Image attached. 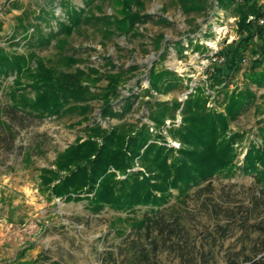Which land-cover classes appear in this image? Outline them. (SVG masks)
I'll list each match as a JSON object with an SVG mask.
<instances>
[{
	"label": "rangeland",
	"instance_id": "obj_1",
	"mask_svg": "<svg viewBox=\"0 0 264 264\" xmlns=\"http://www.w3.org/2000/svg\"><path fill=\"white\" fill-rule=\"evenodd\" d=\"M69 1L83 10L81 22L70 32L52 37L48 44L38 45L31 29L29 43L21 38L18 24L21 20L36 23L43 36L51 27L57 32L55 20L48 17L47 24L34 17L46 6L64 20L59 0H0V47L26 59L21 74L0 79V264H139V248L146 239L132 227L150 209L118 211L104 206L93 212L84 194H77L69 185L59 186L61 177L80 164L67 152L95 134V127L105 132L122 124L130 128L145 125L163 137L160 143L179 148L167 129L181 124L180 111H175L174 120L167 119L156 129L149 117V102L180 104L181 109L188 94L200 91L207 107L220 109L223 97L216 94L220 87L214 78L230 70L224 61L225 51L255 30L241 32L233 11L219 8L215 0H203L199 10L188 13L179 0H137L140 4L132 2L130 9L139 16V22L128 32H122L115 23L122 17L124 0ZM255 1L264 5V0ZM195 43L207 51H195ZM246 47V58L229 85L230 91L234 87L241 90L248 83L255 94L228 124L226 136L239 133L243 137L234 147V163L238 166L249 140L259 145L255 134L258 121L264 119V86L250 84L244 76L257 58L250 44ZM151 69L168 70L182 81L167 91L161 88L156 92L149 87ZM41 74L53 76L69 88L76 86L73 77H77L87 90L81 91L80 100L68 98L42 119L21 111L5 112L14 93L24 104L52 103L53 97L62 96L37 88V82L43 79ZM130 102L124 111L122 106ZM106 103L112 115L103 116L101 110ZM58 162L67 172L57 168ZM169 206L170 212L186 221L190 243L196 246L203 241L204 230L225 223V211L233 210L237 218L248 215V232L237 229L222 242L216 251L218 264H229L230 259L240 262L244 255L251 254L254 245L261 248L264 243V197L250 176L219 174L186 196L172 190ZM152 259L181 264L167 251Z\"/></svg>",
	"mask_w": 264,
	"mask_h": 264
},
{
	"label": "trees",
	"instance_id": "obj_2",
	"mask_svg": "<svg viewBox=\"0 0 264 264\" xmlns=\"http://www.w3.org/2000/svg\"><path fill=\"white\" fill-rule=\"evenodd\" d=\"M54 1L50 0V3ZM92 1L86 0L87 3ZM202 1L179 0L187 13L199 10L198 5ZM215 1L219 8L233 11L241 32L246 29L255 30L253 34L243 37L225 51L224 61L228 62L230 70L227 74L214 78L220 87L216 94L223 97L220 109L207 107L206 99L200 91L188 94L181 109L180 104L151 101L149 117L156 124V129L164 125L167 119L174 120L175 111H180L181 124L178 127L171 125L167 129L168 135L179 143V148L160 143L163 142V137L152 133L145 125L130 128L122 124L105 132L95 127L93 129L95 134L71 147L67 152L80 164L69 172L63 163L58 162L57 165L58 169L67 172L61 177L59 186L69 185L77 194H84L83 198L93 212L100 211L104 206L118 211H134L136 207L150 209L141 221L132 227L137 233L145 234L146 239V243H142L139 248V264H162L152 257L165 251L175 254L181 264H218L216 251L220 249L222 242L233 236L237 229L248 232L250 227L248 215L237 218L233 210H228L224 213V224L215 223L211 231L204 230L206 235L199 246L191 244L186 221L181 215L170 212L172 190L186 196L191 189L213 176L219 174L233 176L239 172L244 176H250L259 194L264 197V119L258 121L255 134V138L260 140L259 145L249 140L242 164L239 166L234 163L236 159L234 147L242 142L243 137L239 133L226 136L228 124L255 98L248 83L241 90L238 87L229 90L234 74L240 71V62L246 58L245 50L248 44L252 49L251 53L257 58L252 60L251 66L245 72V79L257 87L264 86V5H257L255 0ZM132 2L140 4L137 0H124L120 11L122 17L115 21L117 28L122 32H128L136 22H139V16L131 12ZM59 5L64 9V20L55 17L53 10L46 6L41 7L34 17L47 24L49 18L55 20L57 32L51 27L43 36L38 24L30 21L25 24L21 20L18 24L21 38L29 43L30 38H33L29 34L31 29L33 35L38 37V45L48 44L52 37L70 32L72 26H77L81 22L83 10L72 6L69 0H59ZM22 15L28 17L27 12H23ZM56 33L58 34L55 35ZM15 36L17 33L13 38ZM246 40L249 43L245 45ZM193 49L201 53L207 51L205 47L196 43ZM238 54L240 57L236 58ZM25 60L23 55L9 53L0 47V79L21 74ZM258 67L262 69L257 70ZM133 70L135 69H129ZM39 77L43 79L37 82ZM39 77L38 75L35 77L39 84H36L38 89L51 90L56 96L60 93L62 96L57 99L53 97L52 103L44 100L24 104L19 99V94L14 93L10 96V102L4 111L8 113L21 111L29 117L42 119L45 113H52L54 108L66 103L68 98L80 100L81 91L87 90L77 77H73L75 78L73 84L76 86L71 85L70 88L68 84H59L53 76L47 78L41 74ZM180 81L182 79L168 70L157 72L151 69L149 72V87L156 92H161V88L167 91ZM130 105L131 102L124 105L125 107L122 106L123 110L127 111ZM108 108L107 103L102 107L103 116L112 115ZM262 251L264 243L261 244V248L254 245L251 254L244 255L240 262L230 259L229 264H264Z\"/></svg>",
	"mask_w": 264,
	"mask_h": 264
}]
</instances>
